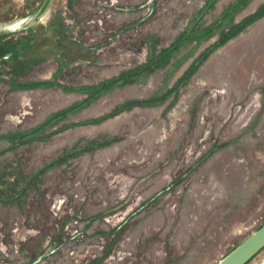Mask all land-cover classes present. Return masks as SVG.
Wrapping results in <instances>:
<instances>
[{
  "label": "rangeland",
  "instance_id": "rangeland-1",
  "mask_svg": "<svg viewBox=\"0 0 264 264\" xmlns=\"http://www.w3.org/2000/svg\"><path fill=\"white\" fill-rule=\"evenodd\" d=\"M32 25L0 34V264H216L264 222V0H51Z\"/></svg>",
  "mask_w": 264,
  "mask_h": 264
},
{
  "label": "water",
  "instance_id": "water-1",
  "mask_svg": "<svg viewBox=\"0 0 264 264\" xmlns=\"http://www.w3.org/2000/svg\"><path fill=\"white\" fill-rule=\"evenodd\" d=\"M51 0H44L36 12L31 16L32 24L40 20ZM264 247V222L241 243L234 247L216 264H246Z\"/></svg>",
  "mask_w": 264,
  "mask_h": 264
},
{
  "label": "clouds",
  "instance_id": "clouds-1",
  "mask_svg": "<svg viewBox=\"0 0 264 264\" xmlns=\"http://www.w3.org/2000/svg\"><path fill=\"white\" fill-rule=\"evenodd\" d=\"M31 26H33L31 17H18L11 22L0 24V34H25Z\"/></svg>",
  "mask_w": 264,
  "mask_h": 264
},
{
  "label": "trees",
  "instance_id": "trees-1",
  "mask_svg": "<svg viewBox=\"0 0 264 264\" xmlns=\"http://www.w3.org/2000/svg\"><path fill=\"white\" fill-rule=\"evenodd\" d=\"M112 82H114V81H111V82L105 84L104 87H107V86L110 85ZM11 199H12V198H11ZM11 199H8V200H11ZM8 200H7V201H8Z\"/></svg>",
  "mask_w": 264,
  "mask_h": 264
}]
</instances>
